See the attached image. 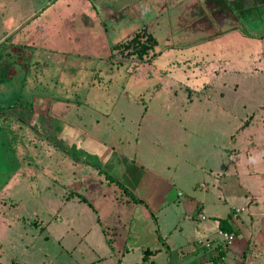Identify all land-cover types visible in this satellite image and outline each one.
<instances>
[{"label": "rangeland", "instance_id": "1", "mask_svg": "<svg viewBox=\"0 0 264 264\" xmlns=\"http://www.w3.org/2000/svg\"><path fill=\"white\" fill-rule=\"evenodd\" d=\"M58 1L0 0V111L37 115L0 114V264H199L196 227L264 209V0ZM138 28L153 61L109 60Z\"/></svg>", "mask_w": 264, "mask_h": 264}, {"label": "crops", "instance_id": "2", "mask_svg": "<svg viewBox=\"0 0 264 264\" xmlns=\"http://www.w3.org/2000/svg\"><path fill=\"white\" fill-rule=\"evenodd\" d=\"M37 2L39 3L38 8L35 9L33 7V9L30 11V13L28 15V18L33 19L35 16L40 17V15H38V14L40 13L41 10H42L43 15H44L47 13V11H50V9L56 7V5H58L60 3L58 0H37ZM74 2L77 3L75 0H74ZM110 5L112 7L115 6L116 11H114L112 14L117 16V18L124 19V18H130L131 17V15H128V17L125 15L123 16L121 14H120L121 16L119 15V13H121L122 11L124 13L126 11V9L128 8V6L125 4L124 1L122 3H116V0H112ZM73 8L74 7H71V9H73ZM39 9H40V11L36 14L37 10H39ZM105 12H106V10H105V5H104V13ZM185 12H186V9H185ZM183 14H184L183 12L180 13V15H183ZM28 18H26V20ZM20 19H21V21L17 24V26H19L21 23L26 21V20L22 21L23 18H20ZM107 19H109V18L107 16H105V20H107ZM37 21H38V19L36 21H32V24H35ZM5 36H7V35L5 34L4 37ZM2 41H3V37L0 38V42H2ZM258 149H261V148H258ZM256 151H255V153H258V151L257 152ZM250 153H252V151H250ZM246 157L251 158V155L246 156ZM252 161L254 162L253 157H252ZM248 174L251 176V178H250L251 181L253 179L258 180V178L256 176H252L251 173H248ZM255 174H258V173L255 172ZM259 177L262 179L263 176H259ZM251 185H252V183L249 185V188L251 189V193L253 194V196H250V203L253 205L252 208L253 207L256 208L257 206L259 207V204H263V206H264V203H263L264 194L261 190V188H264V181H263V185H262V181H260V187L257 190H252ZM243 210L244 209L242 208L240 210V212H242ZM199 216L200 215H198V218H199ZM229 221H231V219ZM233 223H231V224L233 225L234 229L237 230L238 235H235L234 241L232 242V244L230 245V247L228 248V250L226 252L225 263L226 264H262V263L264 264V262H263V259H264V209H262V210L254 209L253 212H249L248 217L246 219H242L241 217H239V218L236 217L234 219ZM218 229H220V228L218 226L217 221L214 224H205L204 223L201 226L196 227V230L193 232V234L199 233L201 236L196 238V239L193 238L194 250L191 251V253H189L190 259L192 258L193 261H197V263H199V264H211V263H209L210 256H209V254H207L208 252L203 250L202 247H200V246H199L200 248H198L197 245H198L199 239H201V238L204 239L205 241L211 240V242H213L215 245H219L220 244L219 240H216L217 239L216 233H217ZM181 236H182V234L180 235V237ZM241 237H242V239H240ZM183 239L186 240L188 238L184 237ZM166 247H167V251L171 255L170 248L167 245H166ZM179 247H180L181 253L183 255V252H184L183 242L179 245ZM197 248H198V250H197ZM147 251L151 253V250L147 249ZM196 252H198V253H196ZM104 258H107V257H104ZM177 264H182V263H181V261H179Z\"/></svg>", "mask_w": 264, "mask_h": 264}, {"label": "trees", "instance_id": "3", "mask_svg": "<svg viewBox=\"0 0 264 264\" xmlns=\"http://www.w3.org/2000/svg\"><path fill=\"white\" fill-rule=\"evenodd\" d=\"M90 1L93 2L95 0H90ZM210 2H217V3L221 4V8L223 7V5H225V3L222 2L221 0H209L208 3L210 4ZM139 29L140 28H138L136 31L130 33L127 38L124 37V39H121V41L110 44V47L108 50L110 52V56L108 57V59L109 60H115L116 59L119 63H122L125 61H131V62L141 61V62H143L146 58L149 57V54H152L150 56V58H148L149 62H152L153 59L158 55L157 53L154 52L155 47L158 46L157 39L155 38V36L151 35V33L149 34L148 31H146L145 34L143 36H141V38H137L136 35L139 34ZM260 39H262V38H260ZM0 45H2V44H0ZM62 62L65 64L64 60ZM8 85H12V84L9 83ZM206 86H208V85H206ZM210 88H211V85H210L209 89ZM0 89H1V87H0ZM187 89H188V91H190V94H192V89L191 88H187ZM193 97H195V99H201V98L210 99L211 98L210 93L206 92L202 88L199 91H196V93L194 94ZM15 104L20 105V101L16 100ZM25 107L26 106H24V105L19 106L20 109H24L26 111L25 113H23V115H21V113L18 112L17 115L13 116L12 113L3 111L4 109H2L0 111V114L5 113V114H2L3 118L9 116V118H10L9 120H13V121L20 120L18 122H20L21 124L27 125L29 118L36 119L37 115H36L35 111H33V109H31V108L26 109ZM30 107H32V106H30ZM15 108L16 107L14 106L13 109H15ZM49 130H51V129H49ZM36 131H39V130L36 129ZM45 134L48 135V139L51 140V142H53L54 146H56L58 149L62 148V146H59V143L57 142L58 139L56 136L52 135V133L50 134V132H45ZM49 136H52V137H49ZM200 187H201V185H200ZM192 218H194V217H192ZM229 220H230V214L226 218L219 219L217 221L219 228L222 231L232 233L234 235H238L237 230L234 229L233 225L229 222ZM201 247L203 250L208 252L207 254H209V256H210L209 263H211V264H226L225 263V260H226L225 255H226V252L230 246H227L226 244H223V243H220L219 245H215L213 242H211V245L209 247H206L203 245H201Z\"/></svg>", "mask_w": 264, "mask_h": 264}, {"label": "flooded vegetation", "instance_id": "4", "mask_svg": "<svg viewBox=\"0 0 264 264\" xmlns=\"http://www.w3.org/2000/svg\"><path fill=\"white\" fill-rule=\"evenodd\" d=\"M236 2H237V0H236ZM196 4H194V5L196 6ZM194 5H193V7H195ZM195 11H197V10H195ZM217 13L221 14V12H219V10L217 11ZM228 14L229 15H225L223 18H217V19H213L209 15L208 23H206V24H208V26H209L208 29H210V32L213 33V31L216 30V33H215L214 37H218L217 36V32L221 31V30H224L226 27H229V28L232 27V29L234 27V30L237 31L239 33V35H250L251 34L250 32H247L246 27H245L246 25H251V23L253 21V20L250 19V17H251L250 15L251 14L243 22L241 21V18L239 17L238 13L235 14V16L236 15L238 16V19L237 18H232L231 19L230 16L232 15V13L229 12ZM251 27H253V25H251ZM258 27H259V25L255 23L254 29L258 28ZM0 95H2V94L0 93Z\"/></svg>", "mask_w": 264, "mask_h": 264}, {"label": "built area", "instance_id": "5", "mask_svg": "<svg viewBox=\"0 0 264 264\" xmlns=\"http://www.w3.org/2000/svg\"><path fill=\"white\" fill-rule=\"evenodd\" d=\"M238 212V210H237ZM199 218H201L202 220L205 219L204 216H199ZM218 236H219V243H223V244H226L227 246H230L232 244V242L234 241V238H235V235L232 234V233H228V232H225V231H222L221 229H218L217 230V233ZM198 244H203V246H206V247H209L211 245V243H208V244H204L203 242L199 241Z\"/></svg>", "mask_w": 264, "mask_h": 264}, {"label": "water", "instance_id": "6", "mask_svg": "<svg viewBox=\"0 0 264 264\" xmlns=\"http://www.w3.org/2000/svg\"><path fill=\"white\" fill-rule=\"evenodd\" d=\"M2 43H4V42H1L0 44H2Z\"/></svg>", "mask_w": 264, "mask_h": 264}]
</instances>
